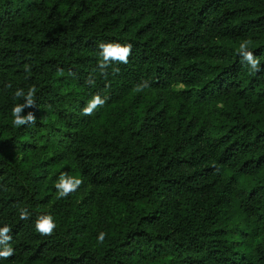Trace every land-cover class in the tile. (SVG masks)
Segmentation results:
<instances>
[{"label":"trees","instance_id":"16d2710c","mask_svg":"<svg viewBox=\"0 0 264 264\" xmlns=\"http://www.w3.org/2000/svg\"><path fill=\"white\" fill-rule=\"evenodd\" d=\"M101 42L129 62L103 74ZM31 86L36 123L16 127ZM61 172L83 183L57 199ZM4 224L0 264H264V0H0Z\"/></svg>","mask_w":264,"mask_h":264},{"label":"clouds","instance_id":"9594fccd","mask_svg":"<svg viewBox=\"0 0 264 264\" xmlns=\"http://www.w3.org/2000/svg\"><path fill=\"white\" fill-rule=\"evenodd\" d=\"M251 40H243L236 50L237 55L242 59V62L247 63L252 71L258 72L260 69L261 61L254 55L251 50ZM100 49V61L99 69L103 74H107L106 70L112 64H127L129 57L132 54L133 45L130 42H101L98 45ZM27 70V68H26ZM114 72H118V68L113 69ZM90 83H94L93 80H89ZM148 86V82L144 81L137 86L138 91H142L144 87ZM10 87V85H9ZM183 88V85H178L176 90ZM36 87L31 86L27 92L24 89H17L15 96L17 98H23L22 103H18L13 106L11 115L13 116V125L16 127L24 126L26 124H35L36 116L33 112L29 111L26 115L23 114L25 108H32L36 105L35 94ZM108 97L102 96L100 93L94 94L83 107L82 112L84 115H92L97 109L103 107L107 102ZM83 183V179L78 176L69 175L66 172H61L55 183L57 190V199L67 197L71 193L75 192L79 186ZM31 213L27 207L19 209V217L21 220H26L30 217ZM56 221L54 216L50 212L42 213L35 219V231L44 236H50L56 229ZM12 228L8 224H4L0 227V259H9L15 253V249L11 244L12 241ZM105 232H100L97 237L98 243H103L106 238Z\"/></svg>","mask_w":264,"mask_h":264},{"label":"rangeland","instance_id":"374dc122","mask_svg":"<svg viewBox=\"0 0 264 264\" xmlns=\"http://www.w3.org/2000/svg\"><path fill=\"white\" fill-rule=\"evenodd\" d=\"M81 197H82V195H81Z\"/></svg>","mask_w":264,"mask_h":264}]
</instances>
